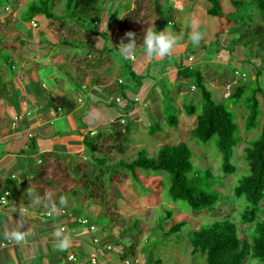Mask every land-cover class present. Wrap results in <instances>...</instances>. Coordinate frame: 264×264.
Instances as JSON below:
<instances>
[{
  "label": "rangeland",
  "instance_id": "rangeland-1",
  "mask_svg": "<svg viewBox=\"0 0 264 264\" xmlns=\"http://www.w3.org/2000/svg\"><path fill=\"white\" fill-rule=\"evenodd\" d=\"M54 1L56 2L54 9L58 15L57 19L52 21L51 19L39 17L35 21V23H39L40 30L46 32V37L36 41L40 52V55L37 56L40 61L36 63V65L39 63L37 74L41 80L48 78L46 77L48 75L53 79L52 74L55 68L57 70L53 74L55 78H59L63 73H68V70H74L73 66L68 64L71 62L69 54V58L66 56L64 60H62L60 53L56 54L58 56L56 58L50 56L49 50L52 48L59 51L67 49L53 42L51 40L53 35L54 39L64 38L75 43L73 44L75 47L80 42L92 45H79V47L73 48L79 53V60L77 61L80 62V66H83L87 60L94 59L92 55L98 54L95 49L96 46L100 49L103 48L106 57L112 59V67L119 66L118 64H121L122 67L121 70L117 69L116 73L113 72L112 67H106L101 69L100 74L107 75L112 72V77L115 78L116 76V78L124 80L125 82H123L126 85L135 84L117 49L122 37L128 31L135 33L140 31L141 36H139L143 39L144 30L147 27H155L157 31L168 28L169 32L179 39L178 46L173 54L180 56L182 63H190V66L194 69L201 71L205 77L204 84L212 93L214 101L227 104V108L234 113L236 122L240 126L238 133L240 143L235 149L233 157V164L237 170L234 174L227 176L223 174L221 169L222 154L217 147V138L204 144L193 139L190 134V129L195 127L194 117L187 115L185 106L194 104L200 113L204 104L202 91L197 88L195 79H180L176 74L178 68L170 74L171 67L177 64L176 56H173L159 67L152 63L150 73L146 76H139L140 89H142L139 98L143 99L146 90L153 87L155 83H157V86L153 87V92L150 91L151 97L147 99L148 107H137V112L130 115L131 120H134V122H131L132 130L129 136H126L125 125L127 123L119 127L116 125L119 121L117 119L123 118V115L116 113L107 106L100 105L98 110L100 113H97L95 109L91 110L88 115L86 114L87 120H93L91 123L94 126L91 127V130L96 133V139H99L97 144L105 147L116 146L117 149L112 154L102 153L95 156L102 159L107 157L110 163L118 161L131 162L137 158L138 153L141 151L149 158L156 159L162 146L186 143L193 153L195 170H205L212 167L215 174H213V189L220 194V201L215 212H194L184 202L173 201L169 195L170 175L165 172L145 170L138 171L142 180L140 183L133 179L129 171L118 170L116 175L121 183L120 185L109 181L111 171L107 170V175H103L101 180L91 187L93 194H97L95 200L85 201L84 198L69 196L66 204L58 205L57 210L64 208L77 217L89 218L97 226L98 235L111 240L112 246L117 249L124 248L130 240L129 235H122L121 229L139 223V231L134 233L135 240L133 241L138 244V264H206L205 255L192 254L189 233L192 230L204 228L212 222L228 218L236 223L239 238L252 242L257 223H244L242 221L241 213L249 205V202L244 198H236L234 189L238 186L240 180L249 174L248 163L244 158L246 148L258 139L260 132L255 130L247 133L245 131L248 114L246 108L241 103L238 105L227 103V99L235 91V86H238L241 82L246 83L249 89L250 87L264 89V52L258 58L259 43L254 36L255 28L264 29V21L257 9L246 4L240 13L231 16L229 20L217 21L206 12L207 0H102L105 3L101 7L102 13L107 14L110 12L112 16L115 15V18L114 16H108L109 24H106L107 22L104 20L96 26L92 22H88L86 25V28L96 31L107 28L104 31L106 37L102 38L92 35L90 37L89 34L75 28L68 20L69 18L66 17V14L64 15V7L60 0ZM34 2H39V0H18L17 4H8L6 0H0L1 9H5L8 5L12 8L9 10L10 14L7 17H4L0 10V32L4 45L11 44L14 40L17 41L18 34H22L18 22H22V13L27 11L31 3ZM114 3H116V12L112 10V4ZM120 3L126 5L130 3L131 6L122 8L118 6ZM222 7L226 13L236 12V7L231 3V0H222ZM193 20L199 21L197 30L203 34L199 47H194L189 40V36L193 31ZM132 22L133 25H131ZM151 22L153 23L151 24ZM28 24V22H25L23 25L28 26ZM32 28L34 30L33 24ZM77 40L78 42H76ZM31 41L34 42V37ZM124 41L128 40L125 39ZM216 42L218 45L220 44L218 48H216ZM137 43L139 45L140 41H137ZM18 47L21 49L20 55L24 57L32 56V54L30 55L24 51L23 47ZM141 53L143 52L139 49L136 55L138 56ZM88 57L90 59H87ZM13 60L18 63L19 59L13 57ZM51 60L56 65L48 64ZM162 71L165 74L160 77ZM76 79L81 84L85 83L89 86L86 94L92 90L91 79H85L83 75ZM80 93L84 94L85 92L80 91ZM155 96L158 99L161 96V100L165 99V105H162L159 100L160 104H158L159 102L157 103V100L154 99ZM159 107L165 109V114L160 111ZM151 110L154 114H151ZM171 115H175L180 120L177 128L169 126L167 122V118ZM155 123L161 126L162 132L151 137L148 134L149 126ZM119 132L121 135L118 134ZM121 148L124 149L123 154L118 153ZM74 159L73 161L62 162L61 168L50 172V175L55 176L64 183H70L72 178L93 171L89 152ZM30 165L33 171L40 167L38 160L35 159H31ZM102 169H95L97 175L102 172ZM65 172L69 173L70 179L64 177ZM47 192L50 191L47 190ZM50 193L53 197L56 194V192ZM45 209L47 208L45 207ZM168 210L173 212L172 220L159 224ZM259 217L264 220V202ZM182 222H185L186 226L181 233L166 234L173 225ZM146 241H149V244H146ZM102 253L92 256L89 254L84 258L85 260H93L97 257L99 259L96 264H119L111 253ZM244 264L264 263L250 257Z\"/></svg>",
  "mask_w": 264,
  "mask_h": 264
},
{
  "label": "trees",
  "instance_id": "trees-1",
  "mask_svg": "<svg viewBox=\"0 0 264 264\" xmlns=\"http://www.w3.org/2000/svg\"><path fill=\"white\" fill-rule=\"evenodd\" d=\"M6 2L8 4H17L18 0H6ZM60 3L64 7V15L66 14V17L69 18L68 20L75 26V28L93 36H99L102 35V33L94 29L86 28L87 23L92 22L93 25L96 26L105 20V22H107L106 24H109L108 22L110 20L107 18L108 16H112L110 12L107 13L109 15L102 13L103 10L101 7L102 5H105L102 0H60ZM231 3L236 7L235 13H226L222 7V0H207L206 12L210 17L217 19V21L223 19L229 20L231 16L240 13L244 6L248 4L257 9L264 21V0H231ZM115 5L116 3L112 4V10H114V12H116ZM55 6L56 2L54 0H39V2L31 3L28 10L22 13V22H18V24L25 33L26 37L24 38L26 39L19 35L17 41L15 40L13 44L4 45L0 32V67L2 66L6 69H11L14 66L15 62L13 60V53L18 49V46L25 47V51L30 55L37 51V47L39 46L36 41L46 37V32L40 30L39 23H36V27L32 30V24H34L39 17L55 21L58 17L54 9ZM124 6L128 8L131 5L130 3L127 5L123 4L122 8ZM10 9H12L10 5L5 9L0 8L1 14L4 17H7L10 14ZM113 16L115 18V15ZM25 22L29 23L28 26L23 25ZM254 34L255 40L259 43L258 58H260V54L264 52V29L260 27L255 28ZM30 36L31 39L34 37V42L29 41ZM62 39L64 43H57L60 44L61 47L67 48H62V51L69 52L73 48L79 47V45L92 46L91 44L80 42L75 47V45H73L75 43L64 38ZM51 40H55L53 35ZM76 42H78V40ZM215 45L216 48L220 46L217 42ZM95 48L97 49V47ZM121 59L123 58L121 57ZM128 69L131 79L140 82L139 76L135 74L132 68L128 67ZM258 75L260 74L258 73ZM177 76L180 79H195L197 88L202 91L204 104L200 113L194 104L185 106L187 115L194 117L195 127L190 129L191 137L204 144L217 138V147L222 154V172L227 176L234 174L237 170L236 166L233 164L234 151L240 143V137L238 134L240 126L236 122V116L227 108V104L214 101L212 93L204 84L205 77L201 71L190 66V63H181ZM1 78L2 72L0 69V81ZM119 86L121 88L119 96L122 98L123 102H127L124 109L115 104L106 105L105 102H100L98 106H107L116 113L123 115V118H120L116 125L119 127L127 123L125 125L126 136H129L132 130L131 122H134V120H131L130 115L138 110L137 107L142 108L143 105H147L148 107V104L138 97L132 98L131 94L133 89L129 85H126L123 82L119 84ZM234 90L233 94L228 97L227 103L235 105L241 103V105L246 108L248 114L246 117L245 131L247 133H251L255 130L260 132L258 139L250 143L246 148L244 158L248 163L249 174L244 176L240 180L238 186L234 189V196L236 198H244L249 202V205L241 213L242 221L244 223L256 222L257 225L252 242L241 240L239 238L237 225L230 218L212 222L204 228L192 230L189 233V243L192 247V254L197 255L200 253L205 255L206 264H244L250 257L264 263V220L259 217L264 202V89L261 87H250L249 89L246 83L241 82V84L235 86ZM74 91L77 94L79 93L78 95L83 94H81L80 91L86 93V89L78 80L75 81ZM136 99H138V102L135 101ZM52 107H54V101L51 102L47 111H50ZM122 119H125L124 124L121 123ZM167 122L169 126L177 128L180 120L175 115H171L167 118ZM78 128L79 130L86 129L87 125H79ZM161 132L162 128L158 123L149 126L148 134L151 137H154ZM72 134H74V132L65 133L52 130L47 137L50 140L55 135ZM118 134L121 135L120 132ZM77 135L81 136L83 139L82 145L84 147V153L89 152L91 154L92 161L90 164L92 165V172H89L88 174L84 173L83 175L72 178L70 183H64L55 176H51L50 172L60 169L62 162L67 160L73 161L75 159L66 154L57 156L56 154L44 153L41 156V161L39 163L40 167L34 170L33 179L31 180L33 185L32 188L41 196H43L47 190L50 192H56L53 200L57 206L60 205V196H65L67 199L69 196H72L74 198H84L85 201L95 200L97 194H93L91 187L101 180L107 170L111 171L109 181L117 185L121 184L116 175L118 170L129 171L133 179L139 183L142 182V180L138 171L145 170L165 172L170 175L171 186L169 195L173 201L184 202L194 212H215L216 206L220 201V194L213 189V178L215 174L212 167L205 170H195L193 153L188 144L180 143L178 145H164L160 148L156 159L149 158L144 152L140 151L137 158L131 162L118 161L110 163L107 157L102 159L96 158L95 155H100L102 153L112 154L117 150L116 146L105 147L98 145L97 140L99 141V139H96V134L93 132H88L85 135L77 132ZM118 153L123 154L124 149H119ZM96 168H103L101 173L98 172L99 175H97V172L95 171ZM104 168L107 169L105 170ZM64 177L67 179L71 178L68 172H65ZM27 189L28 188H23L22 191L26 193ZM8 193L7 204L1 207H9L12 193ZM43 209H45V207L41 205L39 213L41 214L40 218L42 223H47L51 220L58 223L63 221L61 226L66 227L67 233L69 229L74 227L83 228L85 230L82 237V242H84L85 245L82 250H75L70 246V250L67 249L66 251H61L58 249L54 251L58 253L57 257L59 259V264H67L66 257L69 253L77 255L79 264H94L92 259L85 260L84 257H87L89 254H91V256L103 254L102 252L111 253L115 259L118 260L119 264L139 263L137 259L138 244L133 242L135 240L134 233L139 231V223H134L131 227L121 229L122 235H129L130 240L124 248L117 249L112 246L111 240L102 238L98 234L91 235L89 233L88 226H95L98 230L97 226L91 222L89 218L77 217L64 208L58 209L56 212H52L50 206L45 211ZM48 214H50L49 217L47 216ZM172 217L173 212L171 210L166 211L165 216H163L159 224L171 221ZM83 219L88 220V224L85 226L80 222ZM185 226V222L175 224L166 234H179L183 231ZM96 237L99 239V242L94 241ZM146 242V244H149V241ZM107 246H110L109 250L107 249ZM98 259L99 258H97V260Z\"/></svg>",
  "mask_w": 264,
  "mask_h": 264
},
{
  "label": "crops",
  "instance_id": "crops-1",
  "mask_svg": "<svg viewBox=\"0 0 264 264\" xmlns=\"http://www.w3.org/2000/svg\"><path fill=\"white\" fill-rule=\"evenodd\" d=\"M122 5L123 3H120L118 6L122 7ZM131 25H133V22ZM152 29L156 30L155 27ZM105 30L106 28L99 31L102 35L94 37L105 38ZM140 34V31L136 33V39L142 43L143 39ZM19 35L23 36V38L26 37L23 30L22 34L20 33ZM89 35L91 37V34ZM30 40H32L31 36ZM14 42L15 40L11 44ZM53 42L64 43L62 38H55ZM124 42L128 43V41ZM19 48L13 53V57L19 59L18 63L14 60L15 63L11 69L0 67L2 72L0 81V196L5 192L12 193L9 207L0 206V264H59L58 253L54 252L58 250V247L55 244L52 233L56 227H60L63 224V221L58 223L51 220L47 223H42L41 214L39 213L41 206L31 207L28 193L22 191L23 188L33 187L31 180L33 179L34 171L30 161L35 159L40 163L41 156L44 153L56 154L57 156L66 154L71 156V158L83 155V139L77 135V132L83 135L88 132L96 134L91 130V127L94 126L91 123L93 120H87L88 113L95 109L97 113H100L98 111L100 102H105L108 105L110 99L120 97L119 91L121 88L119 81L124 80L116 78V76L115 78L112 77V72L107 75L100 74L101 69L112 67V59L106 57L103 48H95L98 54L92 55L94 59H91L92 61L87 60L83 66H80V62L77 61L79 60V53L74 49L71 50L72 52L62 50L60 52L56 48L50 49L49 54L53 58L58 57L56 54L60 53L62 60H64L69 54L71 62L68 64L73 66L74 70H68V73H63L59 78H55V75H53L57 71L55 68L52 74L53 79L48 75L45 80H41L37 74L39 63L37 65L36 63L40 61L37 57L40 55L38 48L30 57L20 55L21 49ZM117 49H119V45ZM139 49L144 53L142 48L138 47ZM143 53L136 55L132 60L123 59L127 66L126 68L131 67L138 76H146V74L150 73L152 63L159 67L173 58V56H176L173 54L164 58L153 59ZM176 58L177 64L171 67L170 74L176 68L179 69L182 63L180 56H176ZM87 59L90 58L88 57ZM48 64L56 65L52 60ZM118 65L112 67L114 73L117 72V69L121 70V64ZM160 73V77L165 74L163 71ZM80 75H83L85 79L92 80V90L84 95H78L74 91L76 78ZM133 82L135 84H128L133 89L131 97L139 98L142 90L140 89L141 82ZM82 85L86 91L89 89V86L85 83H82ZM155 86H157V83L153 87ZM153 87L148 88L143 95L144 98L140 99L147 102V99L151 97L150 91L153 92L154 90ZM154 99L157 100V103L160 101L162 105H165V99L161 100V96L159 99L155 96ZM52 101H54V107L47 111ZM60 108L61 111L59 112L58 109ZM159 109L163 114L165 113L164 108L159 107ZM150 112L154 114L152 110ZM17 116L19 117L18 121L15 119L18 118ZM14 124L16 125L14 126ZM79 125H87V128L79 130ZM52 130L65 133L74 132V134L55 135L49 140L47 135ZM20 207L24 208L28 222L23 230L29 228V231L25 241L17 244L13 241L5 240L3 232L5 229H11L14 226L15 220L19 217L18 209ZM43 210L45 211L46 209ZM84 232L83 228L74 227L66 233L71 237V247L73 249H83L85 245L82 242ZM3 243L5 247L2 246Z\"/></svg>",
  "mask_w": 264,
  "mask_h": 264
},
{
  "label": "clouds",
  "instance_id": "clouds-1",
  "mask_svg": "<svg viewBox=\"0 0 264 264\" xmlns=\"http://www.w3.org/2000/svg\"><path fill=\"white\" fill-rule=\"evenodd\" d=\"M198 25L199 21L193 20V31L189 36V40L191 41L194 47H199L200 42L203 39V34L197 30ZM125 39H127L129 42L125 43ZM178 43V37L174 34H171L168 28L162 31H154L151 27H147L144 30L143 41L139 45L137 43L136 33L133 31L126 32L124 37H122L121 39L118 52L123 59L132 60L135 58L136 52L139 47L142 48L144 54L150 58H164L173 54L175 48L178 46ZM27 193L30 197L29 205L31 207H38L43 205L44 207L48 208L49 202H51L50 209L52 212H56L57 205L53 200V196L50 192L46 191L44 195L41 196L40 194L36 193L34 189L30 186L27 189ZM59 202L62 205L66 204L67 198L65 196H60ZM18 210L19 218L15 220V224L11 229H5V231L3 232V238L5 240L13 241L17 244H20L25 241L29 228L27 230H23L25 228V225L28 224L26 219V213L23 207H20ZM52 235L54 237L55 244L59 250L66 251L71 246V237L69 234H66V230L63 227H56Z\"/></svg>",
  "mask_w": 264,
  "mask_h": 264
},
{
  "label": "built area",
  "instance_id": "built-area-1",
  "mask_svg": "<svg viewBox=\"0 0 264 264\" xmlns=\"http://www.w3.org/2000/svg\"><path fill=\"white\" fill-rule=\"evenodd\" d=\"M33 27H36V23L33 24ZM119 83L121 84L123 82L122 81H119ZM135 101L138 102V99H136ZM109 103L110 104H115V105L121 106V108H123V109L126 107V104H127V102H123L122 101V98H120V97H117L115 99H111ZM143 107L146 108L147 105H143ZM58 111L60 112L61 109H58ZM15 119H16V121H18L19 120V117L18 118H15ZM121 123L124 124L125 123V119H122L121 120ZM15 125L16 124H14V126ZM8 196H9V193L8 192H6V193H4V195H1L0 196V206H5L7 204ZM47 216L49 217L50 214H48ZM80 222H81V224L83 226H85V225L88 224V220L87 219H83ZM61 227H63L66 230V227L65 226H61ZM88 231H89V233L91 235L98 234V230L96 229L95 226H92V225L91 226H88ZM66 233H67V230H66ZM94 241L95 242H99V239L96 237L94 239ZM2 246L5 247V244L3 243ZM68 249L70 250L71 247H69ZM107 249L109 250L110 249V246H107ZM66 259H67V264H79L78 263V260H77V255L74 254V253H69L67 255ZM97 262H98L97 257L96 258H93V263L96 264Z\"/></svg>",
  "mask_w": 264,
  "mask_h": 264
}]
</instances>
